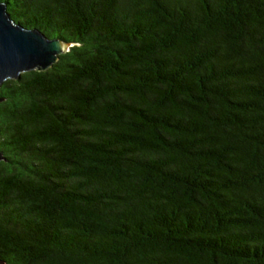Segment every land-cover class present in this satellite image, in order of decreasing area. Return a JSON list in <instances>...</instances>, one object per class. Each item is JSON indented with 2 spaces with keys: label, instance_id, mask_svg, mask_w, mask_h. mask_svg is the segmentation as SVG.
<instances>
[{
  "label": "trees",
  "instance_id": "obj_1",
  "mask_svg": "<svg viewBox=\"0 0 264 264\" xmlns=\"http://www.w3.org/2000/svg\"><path fill=\"white\" fill-rule=\"evenodd\" d=\"M70 43L0 85L6 264H264V0H0Z\"/></svg>",
  "mask_w": 264,
  "mask_h": 264
},
{
  "label": "water",
  "instance_id": "obj_2",
  "mask_svg": "<svg viewBox=\"0 0 264 264\" xmlns=\"http://www.w3.org/2000/svg\"><path fill=\"white\" fill-rule=\"evenodd\" d=\"M70 45L14 22L7 4L0 1V85L7 79L19 78L22 72L51 67ZM0 264L6 263L0 259Z\"/></svg>",
  "mask_w": 264,
  "mask_h": 264
}]
</instances>
